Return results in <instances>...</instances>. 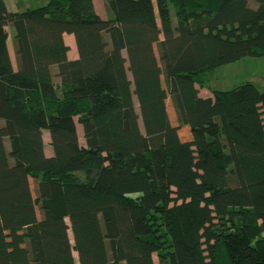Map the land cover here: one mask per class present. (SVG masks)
<instances>
[{
  "label": "trees",
  "instance_id": "trees-1",
  "mask_svg": "<svg viewBox=\"0 0 264 264\" xmlns=\"http://www.w3.org/2000/svg\"><path fill=\"white\" fill-rule=\"evenodd\" d=\"M96 3L0 0V264H264V0Z\"/></svg>",
  "mask_w": 264,
  "mask_h": 264
},
{
  "label": "rangeland",
  "instance_id": "rangeland-1",
  "mask_svg": "<svg viewBox=\"0 0 264 264\" xmlns=\"http://www.w3.org/2000/svg\"><path fill=\"white\" fill-rule=\"evenodd\" d=\"M49 0H6L5 3L7 5V8L10 11H24L27 8H36L40 7L43 5H46ZM97 9L98 11L103 14L104 9L101 3V0H97ZM66 43L70 46V53L69 57L71 59H74L78 56L77 52V47L75 44V40L73 36L66 35L65 36ZM11 45V43H9ZM11 56L13 57L14 61V51L12 46H9ZM158 53V52H157ZM256 60V59H255ZM245 62V61H244ZM249 62H254V65L250 64H245V63H239L238 65L231 66V67H225V68H220L209 75L206 76L204 80V86L201 87V92L204 94H210L212 93L213 90L216 89H230L234 87L235 85H238L242 81H246L247 79L250 80L251 82H254L258 84L261 87H264V60L263 59H258V61H249ZM249 67V68H248ZM168 108H169V113L171 116L172 121L175 114H174V109L172 107V103L170 99L168 100ZM79 136H80V141L84 145L85 140H84V134L82 130V126L79 125ZM45 149L47 154L52 153L53 154V149L50 146V138L48 133H45ZM189 135L188 129H184L181 132V136L183 138H186ZM51 154V155H52ZM216 180H219L224 183V180L221 178H215ZM94 219L96 221V224L98 225V216L96 213H94ZM102 251L103 255L105 256V251L103 248V243H102ZM77 256V254H75ZM106 259V256L104 257Z\"/></svg>",
  "mask_w": 264,
  "mask_h": 264
},
{
  "label": "crops",
  "instance_id": "crops-1",
  "mask_svg": "<svg viewBox=\"0 0 264 264\" xmlns=\"http://www.w3.org/2000/svg\"><path fill=\"white\" fill-rule=\"evenodd\" d=\"M4 1H6V0H4ZM16 1H19V0H16ZM69 58H70V57H69ZM76 58H77V57H76ZM76 58H74V59H76ZM70 59H71V58H70ZM253 61H258V60H253ZM243 63L252 65V63H254V62L250 63L249 60L247 59V60H245V62L243 61ZM253 65H254V64H253ZM247 80H248V79H247ZM248 81H250V80H248ZM201 94H202L203 96H206V97L212 95V93L206 95L205 93L203 94L202 92H201Z\"/></svg>",
  "mask_w": 264,
  "mask_h": 264
}]
</instances>
